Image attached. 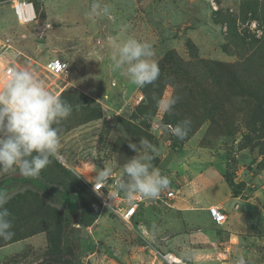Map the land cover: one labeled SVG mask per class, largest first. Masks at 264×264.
Listing matches in <instances>:
<instances>
[{"label": "rangeland", "instance_id": "1", "mask_svg": "<svg viewBox=\"0 0 264 264\" xmlns=\"http://www.w3.org/2000/svg\"><path fill=\"white\" fill-rule=\"evenodd\" d=\"M27 1L37 19L20 25L13 0H0V41L24 60L18 69L72 112L55 125L59 155L37 177L0 174L14 232L0 239V264H146L152 240L182 253L183 264H200V249L214 250L203 264L239 256L264 264V0H99L110 11L94 22L86 15L94 0ZM129 37L152 45L160 69L143 88L113 71L112 40ZM48 58L67 62L68 71L46 73ZM168 98L176 104L166 113L160 105ZM186 119L187 135L178 139L172 129ZM142 138L158 149L152 163L170 181L160 194L178 192L171 207H140L131 227L101 211L90 186L104 167L113 168L107 185L114 184L142 155L128 143L139 147ZM213 200L231 204L209 203L225 210L223 225L207 211L204 221L192 213ZM232 213L251 229L229 231ZM241 223L236 217L233 228Z\"/></svg>", "mask_w": 264, "mask_h": 264}, {"label": "clouds", "instance_id": "2", "mask_svg": "<svg viewBox=\"0 0 264 264\" xmlns=\"http://www.w3.org/2000/svg\"><path fill=\"white\" fill-rule=\"evenodd\" d=\"M109 11L107 6H101L99 0H94L86 15L94 22L97 16ZM112 47L113 71L122 70L131 83L141 88L158 79L160 69L151 59L154 50L150 43L129 37L113 39ZM175 104V98H168L160 106L169 113ZM71 112V105L48 90L31 71L11 69L6 85L0 90V174L18 171L26 177H37L52 158L59 155L61 139L55 125H59ZM189 125L190 120L186 119L173 127L172 133L178 139H183ZM138 144L139 147L136 143H128L134 152L142 150V155H135L124 165L114 181L115 191L110 198L123 192L129 200L136 196L155 199L169 186L168 177L162 175L152 163L158 149L146 138L140 139ZM113 171L112 167L98 171L95 190L108 183ZM7 203L8 196L0 193V239L3 240H10L14 235L11 213L5 207ZM234 264H247V261L239 256Z\"/></svg>", "mask_w": 264, "mask_h": 264}, {"label": "built area", "instance_id": "3", "mask_svg": "<svg viewBox=\"0 0 264 264\" xmlns=\"http://www.w3.org/2000/svg\"><path fill=\"white\" fill-rule=\"evenodd\" d=\"M12 10L16 21L20 25L31 24L37 19L33 3L27 0H13ZM7 43L8 40L0 41V85L6 84L9 79V71L13 68H17V54H12L11 45ZM43 69L46 73L57 76L68 71V64L59 58H50L45 62ZM142 99L143 97L140 96L139 101ZM94 185L95 183L91 184L90 190L99 202L101 211L112 213L126 225L131 227L133 221L137 219L140 207L150 206L151 204L171 207V202L176 200L177 196L176 190L168 188L155 199H142L136 196L129 200V198L124 196L121 192L115 197L110 198L109 196L115 191L114 184H105L104 187L100 188L98 191L95 190ZM207 213L210 220L215 225H223L227 221V215L219 206L214 205L208 207ZM138 228H140L141 233H146L145 230H142L145 229L143 224H140ZM144 249L146 264H183L184 262L183 258L179 257L175 252L154 240L145 242Z\"/></svg>", "mask_w": 264, "mask_h": 264}, {"label": "crops", "instance_id": "4", "mask_svg": "<svg viewBox=\"0 0 264 264\" xmlns=\"http://www.w3.org/2000/svg\"><path fill=\"white\" fill-rule=\"evenodd\" d=\"M15 18V17H14ZM16 20V19H15ZM37 29V28H36ZM35 34H36V30H31V33L29 34V39L31 38V37H34L35 36ZM28 38V37H27ZM30 56V55H29ZM28 59H29V57H28ZM48 59H50V58H48ZM47 59V60H48ZM16 62H17V68L18 67H20L21 65H22V63H24V60L23 59H20L19 60V62L16 60ZM178 192V191H177ZM201 202V201H200ZM211 202H213V203H216V202H221L222 203V205L226 208V209H228V210H230V208H231V204L230 203H224V202H222L221 200H213V201H210V202H207V203H205V204H201L200 203V205H199V209H201V210H199L198 212H192V213H194V215L196 214V217L197 218H201L202 216H203V221H204V217L206 216V211H207V208L209 207V203H211ZM225 211V210H224ZM208 214V213H207ZM209 217V216H208ZM236 217L237 218H240V220L242 221V223L240 224V227H239V229H234L233 228V225H232V222L233 221H235L236 220ZM227 218H228V216H227ZM210 219V218H209ZM200 220V219H199ZM229 231H231V232H238L239 231V233H241V231L242 232H248V230H250L249 229V226H248V222L246 221V219L242 216V215H240V214H238V213H232L231 214V222H230V225H229ZM253 229V228H252ZM172 246V245H171ZM172 249H173V247H172ZM171 251H173V250H171ZM175 251V250H174ZM173 251V252H174ZM214 250H212V249H200V250H196V252H195V254H194V257H196V259H195V263H200V264H203V263H205V259H207V255H206V253H210V252H213ZM175 253L179 256V257H181L182 258V256H181V254L180 253H178V252H176L175 251ZM214 253V252H213ZM212 255V254H211ZM211 255H209V257L211 256ZM217 259L219 260V257H217Z\"/></svg>", "mask_w": 264, "mask_h": 264}, {"label": "trees", "instance_id": "5", "mask_svg": "<svg viewBox=\"0 0 264 264\" xmlns=\"http://www.w3.org/2000/svg\"><path fill=\"white\" fill-rule=\"evenodd\" d=\"M28 181L32 184H37L35 180H33L32 178H29ZM70 221V218H69V215H66V223H69Z\"/></svg>", "mask_w": 264, "mask_h": 264}]
</instances>
